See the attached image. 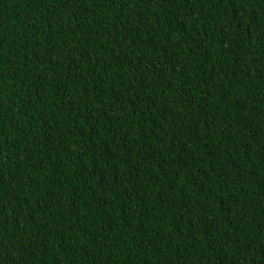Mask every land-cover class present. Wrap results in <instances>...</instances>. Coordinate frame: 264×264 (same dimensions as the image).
<instances>
[{
	"label": "trees",
	"instance_id": "trees-1",
	"mask_svg": "<svg viewBox=\"0 0 264 264\" xmlns=\"http://www.w3.org/2000/svg\"><path fill=\"white\" fill-rule=\"evenodd\" d=\"M2 264H264V0H0Z\"/></svg>",
	"mask_w": 264,
	"mask_h": 264
},
{
	"label": "snow or ice",
	"instance_id": "snow-or-ice-1",
	"mask_svg": "<svg viewBox=\"0 0 264 264\" xmlns=\"http://www.w3.org/2000/svg\"><path fill=\"white\" fill-rule=\"evenodd\" d=\"M0 264H2V262H0Z\"/></svg>",
	"mask_w": 264,
	"mask_h": 264
}]
</instances>
